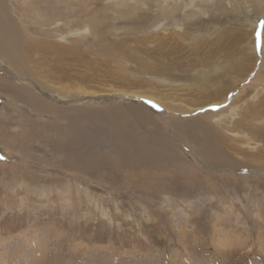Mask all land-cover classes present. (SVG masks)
<instances>
[{
    "label": "rangeland",
    "instance_id": "rangeland-1",
    "mask_svg": "<svg viewBox=\"0 0 264 264\" xmlns=\"http://www.w3.org/2000/svg\"><path fill=\"white\" fill-rule=\"evenodd\" d=\"M0 264H264V0H0Z\"/></svg>",
    "mask_w": 264,
    "mask_h": 264
},
{
    "label": "bare ground",
    "instance_id": "bare-ground-1",
    "mask_svg": "<svg viewBox=\"0 0 264 264\" xmlns=\"http://www.w3.org/2000/svg\"><path fill=\"white\" fill-rule=\"evenodd\" d=\"M218 104H220L219 102H218ZM215 105V104H214ZM217 106V105H216ZM231 111V110H230ZM219 112V111H218ZM210 115H214V113H210ZM207 116V115H206ZM221 116V115H220ZM219 119H220V117H218ZM218 119V120H219ZM223 121H225V119H224V117H222V119H221V121H220V123H223ZM218 122V121H217Z\"/></svg>",
    "mask_w": 264,
    "mask_h": 264
}]
</instances>
